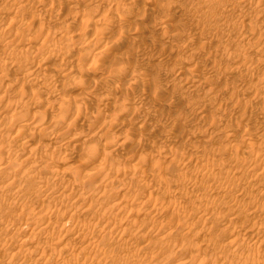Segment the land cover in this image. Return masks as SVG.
Masks as SVG:
<instances>
[{"label":"rangeland","instance_id":"374dc122","mask_svg":"<svg viewBox=\"0 0 264 264\" xmlns=\"http://www.w3.org/2000/svg\"><path fill=\"white\" fill-rule=\"evenodd\" d=\"M263 117L264 0H0V264H263Z\"/></svg>","mask_w":264,"mask_h":264},{"label":"bare ground","instance_id":"6f19581e","mask_svg":"<svg viewBox=\"0 0 264 264\" xmlns=\"http://www.w3.org/2000/svg\"><path fill=\"white\" fill-rule=\"evenodd\" d=\"M158 1H159V0H158ZM22 7H23V6H22ZM20 8H21V7H20ZM127 12L129 13V11H128L127 9H126V10H121V11L119 12L118 16L115 18V22H117V21H121V20L124 19V18L126 19V17H128V16H127V15H128ZM129 14H130V13H129ZM209 14H210V12H209ZM211 14H212V12H211ZM129 16H130V15H129ZM141 16H142V15H141ZM202 16H203V15L200 16L201 19H202ZM206 16L209 17L208 13H207V15H205V17H206ZM215 16H216V15H215ZM153 17H154V15H153ZM197 18H198V17H197ZM203 18H204V17H203ZM137 19H139V17H138ZM166 19H167V18H166ZM152 20H153V19H152ZM158 20H159V19H158ZM161 20H162V19H161ZM161 20H160V22H161ZM153 21H155V20H153ZM153 21H152V22H153ZM150 22H151V21H150ZM150 22H149V23H150ZM152 22H151L150 25H156L154 22H153L154 24H152ZM155 22H156V21H155ZM160 22L158 21V23H160ZM158 23H157V24H158ZM165 23H166V22H165ZM160 24H161V23H160ZM114 25L117 26L116 23H115ZM164 25H166L165 28L168 27L167 24H164ZM164 25H163V26H164ZM163 26H159V27L161 28V27H163ZM156 28H157V26H156ZM156 28H155V29H156ZM163 28H164V27H163ZM163 28H162V29H163ZM157 29H158V28H157ZM162 29H161V30H162ZM121 30H122V29H120L119 31H121ZM163 30H164V29H163ZM119 31L117 30L115 33L118 32L120 35L123 34L122 32H119ZM124 33H125V31H124ZM116 36H117V34H116ZM229 41H230V40H229ZM233 41H234V40H233ZM227 42H228V41H227ZM86 45H87V44H86ZM92 45H93V44H92ZM161 47H162V46H161ZM100 48H101V47H100ZM98 50L100 51V49H98ZM129 50H131V49H129ZM128 52H129V51H128ZM128 52H127V53H128ZM127 53H126V51L121 52V53L119 54V56H118V58L120 59V62H121V63H120L119 65H118V63H117V64H114V65H117V66H114V67H115V68H114L115 70H113V73H112V75H113V79H114L115 81L121 79V77H123V75H125V72H126V71H125V68H124V67H126V66H125L124 64H122V63H125V61H126L125 59H126V57H128V54H127ZM174 59H175V58H173V60H174ZM173 60H172V61H173ZM63 61H65V60H63ZM172 61H171V62H172ZM174 61H175V60H174ZM180 61H181V60H180ZM117 62H118V61H117ZM183 62L185 63V61H183ZM183 62H179V63H183ZM63 63H65L64 65H67L68 62L65 61V62H63ZM169 63H170V62H169ZM175 63H176V61H175ZM170 64H172V63H170ZM123 66H124V67H123ZM33 67H34V66H33ZM65 67H66V66H65ZM32 69L34 70V68H32ZM186 70H188V68H187ZM189 70H190V68H189ZM191 70H192V68H191ZM201 70H202V69H201ZM31 71H32V70H31ZM31 71H29V72H31ZM69 71H70V70H69ZM29 72H28V73H29ZM67 72H68V71L66 70V73H65V72H64V73L67 74ZM185 73H186V72H185V70H184V73H181V74H182V75H183V74L185 75ZM188 73H190V71H189ZM188 73H186V74H188ZM179 74H180V73H179ZM182 75H181V76H182ZM185 76H186V75H185ZM188 76H189V74H188ZM179 78H180V77H179ZM185 80H186V79H185ZM186 83H187V82H186ZM187 85H188V84H187ZM198 86H200V85H198ZM198 86H197V87H198ZM51 87H52V86H50V88H49L50 93H52V92L55 91V90H54L53 88H51ZM193 87H194V88H193ZM193 87H192V88L195 89L196 86L194 85ZM89 88H90V87H89ZM102 88H103V87H102ZM107 88H108V87H107ZM105 89H106V88H105ZM107 90H108V89H107ZM190 90H191V89H190ZM254 92H255V91H254ZM46 94L48 95V90H47V93H46ZM54 94H55V92H54ZM49 95H51V94H49ZM100 95L102 96V94H100ZM100 95H97L98 98H100ZM37 96H38V95H37ZM138 96H140V95H138ZM102 97H103V96H102ZM102 97H101L100 99H102ZM104 97H105V96H104ZM140 98H141V96H140ZM142 98H143V97H142ZM135 100H136V98L134 99V101H135ZM137 100H138V99H137ZM141 100H142V99H141ZM99 101H101V100H99ZM138 101H139V100H138ZM164 102H165V101H164ZM169 102H170V101H169ZM136 103H137V102H136ZM141 103H142V102H140V104H141ZM166 103H167V102H166ZM137 104H139V103H137ZM140 104H139V105H140ZM162 104H163V103H162ZM139 105H137V108L140 107ZM135 106H136V104H135ZM135 106H134V107H135ZM164 107H165V106H164ZM137 108H136V109H137ZM141 109H142V108H141ZM137 111H139V110H137ZM147 113H148V112H147ZM137 114H138V113H137ZM141 115H142V114H141ZM143 115H144V114H143ZM146 115H147V114H146ZM58 117H59V116H58ZM139 117H140V115H139ZM148 117H149V116H147V118H148ZM59 118H60V117H59ZM143 118H144V117H143ZM147 118H146V119H147ZM263 118H264V117H263ZM138 119H139V118H138ZM138 119H137L136 121H139ZM146 119H145V121H146ZM149 119H150V118H149ZM51 121H52V120H51ZM53 121H54V120H53ZM53 121H52V122H53ZM142 121L144 122V119H143ZM142 121H141V122H142ZM147 121L149 122V120H147ZM150 121H151V120H150ZM55 122H56V121H55ZM152 122H153V121H152ZM185 122H186V121H185ZM139 123H140V122H139ZM144 123H145V122H144ZM153 123H155V122H153ZM263 123H264V122H263ZM53 124H54V123H53ZM145 124H146V123H145ZM147 124H149V123H147ZM147 124H146V125H147ZM212 124H213V123H212ZM141 125H142V124L140 123V124H139V127H142ZM154 125H155V124H154ZM154 125H153V126H154ZM209 125H210V123H209ZM259 125H260V124H259ZM148 126H149V125H148ZM156 126H157V125H156ZM143 127H144V129H145L147 126H143ZM154 127H155V126H154ZM154 127H153V128H154ZM150 128H152V127H150ZM150 128H148V129H150ZM138 129H139V128H138ZM155 129H156V127L154 128V130L151 129V130H152V133H153L154 131H156ZM145 130H146V129H145ZM212 130H213V129H212ZM243 130H244V129H243ZM263 130H264V129H263ZM146 131H147V130H146ZM148 132H149V131H148ZM148 132H147V133H148ZM210 132H211V131H210ZM149 133H150V132H149ZM254 133H255V132H254ZM262 133H263V132H261V134H262ZM164 135H165V134H164ZM242 135H244V134H242ZM259 135H260V134H259ZM259 135H258V136H259ZM262 135H264V134H262ZM162 136H163V134H162ZM245 136H246V134H245ZM258 136H257V138L260 137V139H261V136H259V137H258ZM157 137H158L157 139L160 138L159 135H158ZM168 137H170V136H168ZM168 137H167V136L161 137L160 140H161L163 143H164V141H166V142H167V141H170ZM253 137H254V136H253ZM262 138H263V137H262ZM30 139H31V138H30ZM242 139H245V138H242ZM242 139H240V141H241ZM260 139H259V140H260ZM26 140H27V139H26ZM31 140H32V139H31ZM237 140H238V139H237ZM29 141H30V140H29ZM29 141H28V142H29ZM172 141H173V140H172ZM240 141H239V142H240ZM242 141H244V140H242ZM261 141H262V139H261ZM263 141H264V139H263ZM26 142H27V141L22 142L23 144H24V143H25V144L22 145V143H21L20 147L23 146V147H21V148H25V147H27L28 145L31 144V141H30V144H29V143H26ZM162 142H161V144H162ZM75 143H76V142H75ZM75 143H74V144H75ZM110 143H111V141H110ZM159 143H160V141H159ZM260 143H263V142H260ZM164 144H165V143H164ZM238 144H239V143H238ZM250 144H251V143L247 144V146H248V145L250 146ZM261 145H262V144H261ZM160 146H161V145H160ZM162 146H163V145H162ZM193 146H195V145H193ZM247 146H246V147H247ZM195 147H196V146H195ZM195 147H194V148H195ZM202 147H203V146H202ZM21 148H20V149H21ZM190 148H191V146H190ZM249 148H251V147H249ZM195 149H196V148H195ZM204 149H205V148H204ZM260 149H261V148H260ZM260 149H259V150H260ZM28 150H29V149H28ZM205 152H206V151H205ZM205 152H204V154H205ZM207 152H208V150H207ZM249 152H251V149H250ZM252 152H254V151H252ZM252 152H251V154H253ZM259 152H260V151H259ZM150 153H151V151H150ZM192 153H194V152H192ZM197 153H198V151H197ZM151 154H152V153H151ZM190 154H191V153H190ZM198 154H200V153H198ZM155 155H156V154H155ZM155 155H151V157H152V156H155ZM194 155H197V154H194ZM202 155H203V154L201 153V156H202ZM262 155H263V154H262ZM204 156H205V155H204ZM242 156H243V155H242ZM188 157H189V156H188ZM190 157H191V156H190ZM193 157H195V156H193ZM208 157H209V156H208ZM257 157H259V156H257ZM261 157H262V156H261ZM201 158H202V157H201ZM241 158H242V157H241ZM247 158H248V157H247ZM202 159H203V158H202ZM202 159H201V160H202ZM238 159H239V157H238ZM198 160H199V159H198ZM227 160H228V159H227ZM233 160H235V159H233ZM41 161H42V160H40V162H41ZM194 161H195V160H194ZM228 161H229V160H228ZM228 161H227V163H228ZM231 161H232V160H231ZM244 161H245V160H244ZM260 162H261V161H260ZM6 163H8V165L5 164V165H7V168L4 166L6 169H8L10 166H13V165H9L11 162H8V161H7ZM41 163H42V162H41ZM41 163H40V164H41ZM201 163H202V162H201ZM225 163H226V162H225ZM35 164H36V163H35ZM38 164H39V163H38ZM42 164H43V163H42ZM221 164H223V163H221ZM43 165L47 166L46 163H44ZM43 165H41V167H43ZM31 166H32V165H31ZM45 166H44V167H45ZM29 167H30V166H29ZM204 167H205V166H203L202 169H203ZM206 167H207V166H206ZM208 167H209V166H208ZM250 167H251V166H250ZM13 168H14V167H13ZM13 168H12V169H13ZM200 168H201V167H200ZM39 169H40V168H39ZM205 169H206V168H205ZM227 169H228V168H227ZM245 169H246V167H245ZM13 170L15 171L16 169H13ZM13 170L10 169V171H12V173H14ZM20 170H21V169H20ZM196 170H198V168H196ZM203 171H204V169H203ZM23 172H24V171H23ZM23 172L20 171V174L23 173ZM28 172H29V171H28ZM195 172H197V171H195ZM195 172H194V173H195ZM224 172H225V171H224ZM243 172H244V171H243ZM260 172H261V171H260ZM263 172H264V171H263ZM24 173H25V172H24ZM198 173H199V172H198ZM28 175H29V174H28ZM151 175H152V174H151ZM12 176H16V175L14 174V175H12ZM252 176H253V175H252ZM214 177H215V176H214ZM214 177H213V178H214ZM218 177H219V176H218ZM220 177H221V176H220ZM9 178H10V177H9ZM15 178H16V177H15ZM250 178H251V177H250ZM254 178H255V177H254ZM217 179H218V178H217ZM219 179H220V178H219ZM219 179H218V180H219ZM213 180H214V179H213ZM260 180H261V179H260ZM214 181H215V180H214ZM214 181H213V182H214ZM38 182H39V181H38ZM217 182H218V181H217ZM7 183H8V182H7ZM11 183H12V181H10V184H11ZM214 183H215V182H214ZM247 183H248V182H247ZM253 183H255V182H253ZM253 183H252V184H253ZM8 184H9V183H8ZM8 184H6L5 186L9 187ZM70 184H71V183H70ZM70 184H69V185H70ZM215 184H216V183H215ZM248 184H250V183H248ZM248 184H247V188L250 190V192H253V191H254V190H253L254 187H252L251 184L249 185L250 187H248ZM43 185H44V184H43ZM253 185H254V184H253ZM3 186H4V184H3ZM5 186H4V188H6ZM12 186H14V183H13ZM12 186H11V187H12ZM65 186H66V185H65ZM67 186H68V184H67ZM255 186L257 187L256 184H255ZM11 187H9V188H10L9 190H12ZM38 187L40 188L41 186L38 185ZM70 187H72V186H70ZM4 188H3V189H4ZM105 188H106V187H105ZM240 188H242V187H240ZM250 188H251V189H250ZM6 189H7V188H6ZM65 189H66V187H65ZM223 189H224V188H223ZM232 189H233V188H232ZM244 189H245V188H244ZM244 189H242V190H244ZM257 189H258L259 191H261V190H260V187H259V188L257 187L256 190H257ZM261 189H262V187H261ZM19 190H20V189H17V190L15 189V190H13L12 192H14V193L16 194V192L19 191ZM42 190H43V189H42ZM206 190H207V189H206ZM209 190H210V189H209ZM220 190H221V189H220ZM251 190H253V191H251ZM256 190H255V191H256ZM258 190H257V191H258ZM7 191H8V190H7ZM15 191H16V192H15ZM245 191H247V190L245 189ZM259 191H258V193H259ZM9 192H11V191H9ZM12 192H11V193H12ZM20 192H21V190H20ZM20 192H18V193H20ZM35 192H36V191H35ZM35 192H34V195L38 194V191H37L36 194H35ZM224 192H225V191H224ZM229 192H231V191H229ZM239 192H240V191H239ZM250 192H249V193H250ZM261 192H263V191H261ZM14 193H13V194H14ZM72 193H73V191H72ZM226 193H228V191H227ZM226 193H225V194H226ZM235 193H236V192H235ZM5 194H7V193H5ZM5 194H4V195H5ZM13 194H12V196H13ZM62 194H64V193H62ZM102 194H103V193H102ZM232 194H233V193H232ZM244 194H245V193H244ZM250 194H251V193H250ZM4 195H3V196H4ZM34 195H33V196H34ZM46 195H47V194H46ZM64 195H65V194H64ZM240 195H241V194H240ZM254 195H255V194H254ZM18 196H20L19 198H22L21 196H23V195H21V193H20V195L17 194V197H18ZM25 196H26V195H24L23 197H25ZM68 196H70V195H68ZM248 196H249V195H248ZM0 197H2V196H0ZM14 197H15V196H14ZM76 197H77V196H76ZM15 198H16V197H15ZM19 198H17L16 201L19 200ZM26 198L28 199V197H26ZM31 198H34V197H31ZM31 198H30V199H31ZM45 198H46V197H45ZM62 198H66V195H65V197H62ZM67 198H68V197H67ZM67 198H66V199H67ZM77 198H78V197H77ZM197 198H198V197H197ZM27 199H26V200H27ZM66 199H65V203H66ZM73 199H74V198H73ZM199 199H201V198H199ZM240 199H241V198H240ZM20 200H21V199H20ZM32 200H33V199H32ZM32 200H31V201H32ZM74 200H75V199H74ZM77 200H78V199H77ZM77 200H76V202H77ZM201 200H203V199H201ZM243 200H244V199H243ZM57 201H58V200H57ZM61 201H64V200H60V202H61ZM247 201H248V200H247ZM257 201H258V200H257ZM20 202H21V201H20ZM20 202L18 201V203H20ZM23 202H24V201L22 200V203H23ZM71 202H73V201L71 200ZM24 203H25V202H24ZM24 203H23V204H24ZM48 203H49V201H48ZM57 203H58V202H57ZM74 203H75V202H73V204H72V203H71V204L74 205ZM246 203H247V202L244 203V201H242L241 204L239 203L240 205H237V203H236V205L239 206V208H240L241 210L244 211V209L246 210V209H247L246 207L249 206V205L251 204V203H250L249 205H247ZM20 204H21V203H20ZM44 204H45V203H44ZM44 204H43V205H44ZM49 204H50V203H49ZM55 204H56V201H55ZM59 204H60V203H59ZM69 204H70V203H69ZM174 204H175V203H174ZM15 205H16V204H15ZM21 205H22V204H21ZM24 205H25V204H24ZM26 205H27V201H26ZM29 205H30V204H29ZM40 205H41V203H40ZM45 205H46V204H45ZM45 205H44V207H47V206H45ZM228 205H230V204H228ZM252 205H253V204H252ZM60 206H61V205H60ZM232 206H233V204H232ZM15 207H16V206H15ZM21 207H23V206H21ZM34 207H35V206H34ZM41 207H42V206H41ZM44 207L42 208L43 210H44ZM52 207H53V205H52ZM57 207H58V206H57ZM94 207H95V206H93V208H94ZM235 207H236V206H235ZM250 207H251V206H250ZM90 208H91V205H90ZM179 208H180V207H179ZM237 208H238V207H237ZM254 208H255V207H254ZM28 209H29V208H28ZM64 209H65V208H64ZM110 209H111V208H110ZM240 209H237V210H239V212H240V211H241ZM248 209H249V208H248ZM257 209H258V208H257ZM257 209H255V210H257ZM261 209H262V208H261ZM46 210H47V209H46ZM53 210H54V209H53ZM255 210L252 211V209H251V213H254V212L257 213V212H259V213H257V214H259V215H261V214L264 213L263 210H262L263 213H260L261 210H260V211L257 210V212H256ZM22 211H23V210H22ZM29 211H31V209H30ZM55 211H56V210H55ZM231 211H233V210H231ZM243 211H241V212H243ZM42 212H44V211H42ZM233 212H234V211H233ZM237 212H238V211H237ZM22 213H24V212H22ZM27 213H28V212H27ZM50 213H51V212H50ZM92 213H94V212H92ZM244 213H247V211L244 212ZM255 213H254V214H255ZM51 214L53 215V213H51ZM239 214H240V213H239ZM249 214H250V213H249ZM254 214L252 215L253 217L255 216ZM27 215H28V214H27ZM27 215H26V216H27ZM40 215H41V214H40ZM42 215H43V213H42ZM45 215H47V214H45ZM49 215H50V214H49ZM52 215H50V216H46V217L52 218V217H51ZM60 215H61V214H60ZM101 215H102V214H101ZM246 215H248V214H246ZM246 215H245V218H247ZM263 215H264V214H263ZM19 216H20V215H19ZM21 216H22V215H21ZM28 216H29V215H28ZM30 216H31V215H30ZM37 216H39V215H37ZM99 216H100V215H99ZM235 216L237 217V215H235ZM241 216H242V214H241ZM241 216H240V217H241ZM35 217H36V216H35ZM41 217H42V216H41ZM44 217H45V216H44ZM69 217H70V219H72V218H71V213H70ZM72 217H73V215H72ZM236 217H234V218L236 219ZM257 217H258V216H257ZM257 217H256V219H257ZM259 217H260V216H259ZM42 218H43V217H42ZM42 218H40V219H42ZM49 218H48V219L46 218L48 224H47L46 220H44V219H45V218H44V219H43V222L45 221V223L43 224V227H42V226H40V227L44 228V225L47 224V225L50 226V224H53V223H54L53 225L55 226V225H56L55 223H57V222L53 220V223H51L52 220L50 219V220H51V221H50ZM58 218H59V217H58ZM96 218H97V217H96ZM99 218H100V217H99ZM254 218H255V217H254ZM260 218H261V219H260ZM260 218H259V219L262 221V220H263L262 218H264V216H263V217H260ZM0 219H1V220H4V219H2L1 217H0ZM52 219H53V218H52ZM56 219H57V217H56ZM56 219H55V220H56ZM73 219H74V218H73ZM97 219H98V218H97ZM231 219H232V218H231ZM235 219H233V220H235ZM26 220H27V219H26ZM30 220H31V219H30ZM66 220H67V219H66ZM66 220H65V221H66ZM77 220H79V219H77ZM80 220H81V219H80ZM93 220H94V219H93ZM247 220H249V218H248ZM254 220H255V219H254ZM27 221H29V219H28ZM49 221H50V224H49ZM97 221H100V220H97ZM109 221H110V220H109ZM261 221H260V222H261ZM0 222H1V221H0ZM68 222H69V221H68ZM79 222H80V221H79ZM230 222H232V220H231ZM234 222H235V221H234ZM248 222H249V221H248ZM255 222H256V221H255ZM30 223H31V222H30ZM61 223H62V222H61ZM61 223H60V226H62ZM63 223H64V222H63ZM65 223H66V222H65ZM72 223H73V222H72ZM83 223H84V222H83ZM83 223H82V225H83ZM87 223H88V222H87ZM87 223H86V224H87ZM98 223H99V222H98ZM106 223H107V222H106ZM252 223H254V222H252ZM28 224H29V223H28ZM58 224H59V223H58ZM79 224H80V223H79ZM86 224H85V225H86ZM261 224H264V222H261ZM261 224H260V225H261ZM7 225H9V224H7ZM41 225H42V223H41ZM53 225H52V226H53ZM85 225H84V226H85ZM89 225H90V224H89ZM89 225H88V227H90ZM91 225H92V224H91ZM106 225H107V224H106ZM236 225H239V224H236ZM49 226H47V227H49ZM56 226H57V227H60L59 225H56ZM56 226H55V227H56ZM65 226H66V225H65ZM65 226H64V227H65ZM84 226H83V227H84ZM108 226H109V225H108ZM108 226H107V227H108ZM255 226H256V225H255ZM7 227H8V226H7ZM55 227H53V228H55ZM57 227H56V229H57ZM86 227H87V226H86ZM88 227H87V229H88ZM248 227H249V226H248ZM253 227H254V226H253ZM42 228H41V231H42ZM61 228H62V227H60V229H61ZM87 229H86V230H87ZM240 229H241V228H240ZM242 229H243V228H242ZM247 229H248V228H247ZM249 229H250V228H249ZM58 230H59V228H58ZM61 230H62V229H61ZM104 230H105V229H104ZM104 230H103V232H104ZM244 230H245V229H244ZM43 231H44V230H43ZM47 231H48V230H47ZM82 231H83V230H82ZM87 231H89V229H88ZM87 231H86V232H87ZM35 232H36V231H35ZM108 232H109V231H108ZM247 232H248V230H246V232H244V233H247ZM39 233H40V231H39ZM42 233H43V232H42ZM221 233H222V232H221ZM35 234H37V233H35ZM35 234H34V235H35ZM87 234H89V233H87ZM110 234H111V233H110ZM110 234H106V231H105V234L103 233V236H102V237H103L104 239H108L109 241H111V240H113V238H112V236H110ZM242 234H243V233H242ZM248 234H250V233H248ZM248 234H247V235H248ZM38 235H40V239H42L41 234H38ZM82 235H83V234H82ZM219 235H220V234H219ZM238 235L240 236L241 234L238 233ZM35 236H37V235H35ZM35 236H34V237H35ZM52 236H53V235H52ZM72 236H73V235H72ZM74 236H76V234H75ZM74 236H73V237H74ZM109 236H110V237H109ZM117 236H118V235H117ZM239 236H238V238L240 239ZM249 236H250V235H249ZM253 236H254V235H253ZM253 236H251V237H253ZM257 236H258V235H257ZM257 236H256V237H257ZM27 237H28V236H27ZM48 237H49V236H48ZM48 237H47V238H48ZM77 237H80V238H81V234H80L79 236L77 235V236L75 237L76 240H77ZM113 237H114V236H113ZM236 237H237V235H236ZM243 237H244V236H243ZM243 237L241 236V238H243ZM254 237H255V236H254ZM256 237H255V239H256ZM38 238H39V237H38ZM47 238H45L46 240L43 239L44 241H46V243H47V241H48V239H49V238H48V239H47ZM70 238L73 239L72 237H69V238H68L69 241H71ZM75 238H74V240H75ZM120 238H121V237H120ZM245 238H246V237H245ZM34 239H35V238H34ZM36 239H37V237H36ZM114 239H115V238H114ZM234 239H236V238H234ZM239 239H237V240H239ZM246 239H248V236H247ZM252 239H253V241H255L254 238H252ZM76 240H75V242L73 241L74 244L76 243ZM119 240H120V239H119ZM210 240H211V239H210ZM237 240H235V241H237ZM243 240H244V239H243ZM250 240H251V238L249 239V241H250ZM32 241H33V240H32ZM38 241H39V240H38ZM38 241H36V242L39 243V246H36L35 248L40 247V244H41V245L44 244V243H40V242H38ZM69 241H67V242H69ZM233 241H234V240H233ZM34 242H35V241H34ZM67 242H66V243H67ZM78 242H79V238H78ZM89 242H90V241H89ZM91 242H93V241L91 240ZM119 242H120V241H119ZM121 242H123V241H121ZM211 242H212V241H211ZM237 242H238V241H237ZM241 242L243 243V241H241ZM241 242H239V243H237V244H236V242H235V244L237 245L236 247H239L240 245L238 246V244H240ZM244 242H245V240H244ZM0 243H2V242H0ZM37 243H36V244H37ZM46 243H45V245H46ZM69 243H70V242H69ZM69 243H67V246L69 245ZM87 243H88V241H87ZM228 243H231V244L228 245ZM228 243L226 242L225 244H227L229 247H230V245H234V243H233L232 241H231V242H228ZM232 243H233V244H232ZM2 244H3V246H4L5 243H2ZM122 244H123V243H122ZM124 244H125V243H124ZM0 245H1V244H0ZM8 245H9V244H7V246H8ZM37 245H38V244H37ZM70 245H72V244H70ZM88 245H89V243H88ZM92 245L95 246V247L93 246L92 248H97V247H99V246H96L95 244H91V246H92ZM97 245H99V244H97ZM116 245H119V244H116ZM120 245H121V244H120ZM223 245H224V244H223ZM227 245H224V246H227ZM1 246H2V245H1ZM11 246H12V244H11ZM72 246H73V245H72ZM74 246H75V245H74ZM74 246H73V248H74ZM76 246H77V245H76ZM122 246H123V245H122ZM23 247H24V246H23ZM23 247L20 246V248H19V247H18V248L21 249V250L23 251V249H22ZM41 247H42V246H41ZM43 247H45V246H43ZM229 247H227V248H229ZM232 247H233V246H231V248H232ZM8 248H12V247H10V245H9ZM31 248H32V247H31ZM33 248H34V246H33ZM33 248H32V249H33ZM45 248H46V247H45ZM45 248H44V249H45ZM114 248H115V247H114ZM116 248H117V246H116ZM121 248H122V247H121ZM121 248H120V249H121ZM227 248H225V249H227ZM38 249H40V248H38ZM38 249H37V250H38ZM67 249H69V248H67ZM97 249H98V248H97ZM97 249H94V250H97ZM106 249H110V248H106ZM120 249H119V250H120ZM232 249H233V248H232ZM236 249H237V248H235V249H233V250L236 251ZM98 250H100V249H98ZM103 250H104V249H103ZM233 250H232V251H233ZM256 250H257V249H256ZM45 251H46V250H45ZM54 251H55V250H54ZM54 251H53V252H54ZM75 251H76V250H75ZM78 251H79V250H78ZM81 251H82V250H81ZM81 251H80V252H81ZM106 251H107V250H106ZM111 251H112V250H111ZM17 252H20V251L17 250L16 253H17ZM47 252L49 253V251H47ZM51 252H52V251H51ZM66 252H67V251H65V253H66ZM76 252H77V251H76ZM95 252H96V251H95ZM103 252H104V251H103ZM258 252H259V254L255 252L256 254H254V255H252V256H255V257L257 256V257H259V255H260V253H261V250L259 249ZM262 252H264V250H263ZM29 253H30V254H33V253L35 254V253H37V251H36V252L34 251L33 253H31V252H29ZM29 253H28V254H29ZM78 253H79V252H78ZM81 253H82V252H81ZM98 253H99V251H98ZM253 253H254V251H252V253L250 252V254H253ZM14 254H15V253H14ZM14 254H13V256H15ZM20 254H21V253H19V255H20ZM34 254H33V255H34ZM41 254H43V253H41ZM41 254H39V255H41ZM44 254H45V253H44ZM76 254H77V253H76ZM76 254H75V255H76ZM102 254H103V253H102ZM257 254H258V255H257ZM17 255H18V254H17ZM26 255H27V254H26ZM39 255H38V256H39ZM45 255H46V254H45ZM71 255L73 256V253H72ZM95 255H96V253H95ZM98 255H100V254H98ZM263 255H264V253L262 254V256H263ZM13 256L11 255L10 257L12 258ZM23 256H25V255H23ZM23 256H22V257H23ZM35 256H36V254L33 256V259L35 258ZM47 256H48V255H47ZM52 256H53V255H52ZM69 256H70V255H69ZM79 256H80V255H79ZM241 256H242V255H241ZM247 256H249V254H248ZM252 256H251V257H252ZM260 256H261V255H260ZM10 257H9V258H10ZM26 257H27V256H26ZM26 257L23 258V260H24V259L27 260L28 258L30 259L29 256H28L27 258H26ZM73 257H76V256H73ZM98 257H99V256H98ZM100 257H101V256H100ZM106 257H107V256H106ZM249 257H250V256H249ZM0 258H1V257H0ZM9 258H8V259H9ZM14 258H15V257H14ZM17 258H18V257H17ZM17 258H15V259H17ZM37 258H39V257H37ZM37 258H35V259H37ZM46 258H47V257H46ZM70 258H71V257H70ZM233 258H234V257H233ZM239 258H240V256H239ZM260 258H261V257H260ZM262 258H263V257H262ZM47 259H48V260H47ZM47 259H46V260H47V262H48L49 259H50L49 256H48ZM67 259H68V258H67ZM71 259H75V258H71ZM80 259H81V258H79V260H80ZM229 259H230V258H229ZM255 259H256V258H255ZM19 260H20V258H19ZM26 260H25V262H27V263L29 264V261H26ZM30 260H32V259H30ZM41 260H42V259H41ZM79 260H78V261H79ZM102 260H104V259H102ZM194 260H195V259H194ZM232 260H233V259H231L230 261L232 262ZM237 260H240V259H237ZM244 260L247 261L248 259H243V260H241L240 264H241L242 262H245V264H246V261H244ZM251 260L254 261V259H252V258H251ZM256 260H258V259H256ZM256 260H255V262H254V263H256V264H258V263L260 264V262H262L261 260H259V261H256ZM8 261H10V260H8ZM37 261H39V260H37ZM43 261H45V260H43ZM50 261H51V260H50ZM62 261H63V260H62ZM67 261H68V260H67ZM99 261H101V260H99ZM99 261H98V262H99ZM188 261H189V260H188ZM225 261H227L228 264H229V262H230V261L228 260V258H227ZM225 261H224V262H225ZM228 261H229V262H228ZM233 261H234V260H233ZM263 261H264V259H263ZM18 262H19V261H18ZM31 262H33V261H31ZM34 262H36V261L34 260ZM183 262H185V261H183ZM183 262H182V264H185V263H183ZM189 262H190V261H189ZM193 262H194V261H192V263H193ZM204 262H205V261H204ZM257 262H258V263H257ZM0 263H1V262H0ZM19 263H20V262H19ZM19 263H18V264H19ZM22 263H24V261H22ZM27 263H26V264H27ZM39 263L44 264V263H42V261L39 262ZM64 263H65V264H68V263H66V262H63L62 264H64ZM78 263H79V262H78ZM134 263H135V262H134ZM225 263H226V262H225ZM247 263H248V262H247ZM251 263H252V262H251ZM251 263H250V264H251ZM254 263H253V264H254ZM6 264H8V263H6ZM24 264H25V263H24ZM31 264H33V263H31ZM36 264H38V263H36ZM46 264H47V263H46ZM50 264H51V262H50ZM54 264H57V263H54ZM58 264H60V263H58ZM88 264H89V263H88ZM129 264H133V262H132V263H129ZM136 264H137V263H136ZM186 264H187V263H186ZM201 264H203V263H201ZM232 264H234V263L232 262ZM235 264H236V260H235ZM261 264H262V263H261ZM263 264H264V263H263Z\"/></svg>","mask_w":264,"mask_h":264}]
</instances>
